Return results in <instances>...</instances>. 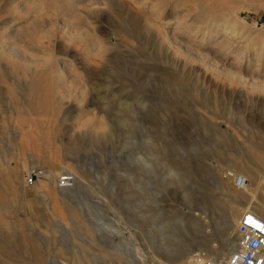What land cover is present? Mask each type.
<instances>
[{"label": "rangeland", "instance_id": "obj_1", "mask_svg": "<svg viewBox=\"0 0 264 264\" xmlns=\"http://www.w3.org/2000/svg\"><path fill=\"white\" fill-rule=\"evenodd\" d=\"M259 54V84L211 66L247 76ZM259 155L264 0H0V264L225 258L232 174L264 207Z\"/></svg>", "mask_w": 264, "mask_h": 264}, {"label": "built area", "instance_id": "obj_2", "mask_svg": "<svg viewBox=\"0 0 264 264\" xmlns=\"http://www.w3.org/2000/svg\"><path fill=\"white\" fill-rule=\"evenodd\" d=\"M40 170H28L24 179L31 182L40 174ZM54 185L58 189L70 188L74 182L71 172L63 170L54 176ZM244 176L240 173L233 175L236 187L244 185ZM237 234L236 246L222 261L203 259L198 264H264V220L251 210H243L235 225Z\"/></svg>", "mask_w": 264, "mask_h": 264}, {"label": "bare ground", "instance_id": "obj_3", "mask_svg": "<svg viewBox=\"0 0 264 264\" xmlns=\"http://www.w3.org/2000/svg\"><path fill=\"white\" fill-rule=\"evenodd\" d=\"M180 20V21H179ZM178 21H175V24H177V27L179 26L180 27V30L179 31H187V32H189V30H191L192 29V27H193V24H188L187 23V21L185 20V19H183L182 17H180V19H179ZM177 31H172V32H169L168 34L169 35H167V37H168V40L173 44V45H176V46H178L179 48H182L185 52H187L190 56L191 55H194V54H196V50H194L192 47H190L189 45L190 44H184V43H182L181 42V40H179V39H176V33ZM188 34V33H187ZM209 34H210V37L209 38H212L213 36H211L212 34H213V31H209ZM208 34V35H209ZM219 42V43H218ZM217 42V44L219 45V46H221V45H223V43H222V41L220 40V41H218ZM240 56V55H239ZM238 56V57H239ZM260 54L258 55V57H256L255 58V62H256V68L253 70V73L252 74H248L247 76L246 75H244V74H242L241 73V71H242V68L240 67V65H238L237 64V67L235 68V70H230V71H228V70H226V69H224L222 66L221 67H218L215 63H211V66H214V68L216 69V70H218V71H220L221 73H224V72H229V74L231 75V77L233 78V79H235V80H238V81H248V82H251V83H253V84H255V83H258L259 84V77H258V75H257V71H256V69H257V67L259 66V60H261L260 59ZM237 57V58H238ZM236 58V59H237ZM240 58V57H239ZM240 62V61H239ZM256 71V72H255ZM243 72V71H242ZM246 79V80H245ZM247 162H250V163H253V165H255V166H257V167H262V169L264 170V157L263 156H261V155H259V156H256L255 158H253V159H250V158H246V160L244 161V163H247ZM255 163V164H254ZM254 172V171H253ZM73 174V173H72ZM232 175H234V174H232ZM243 176H244V179H245V182H244V185L242 186V187H237V188H240V189H242V191H241V193H237V195H235V194H230V197H231V199H232V202H231V204H232V206L233 207H236L237 209H238V212L239 213H241L243 210H245V209H248V210H251L252 212H254L256 215H258L259 217H261L263 220H264V207L262 208L263 210H261V213H259L258 211H256V209L254 208V207H244V208H240V204H244V205H247V194H250V193H252L251 191L252 190H250V179H249V176L248 175H246V174H242ZM257 175H258V177H263V173L261 172V171H257ZM74 176V175H73ZM74 182H75V176H74ZM73 186H74V184L70 187V188H65V189H71V188H73ZM58 189V188H57ZM58 190H61V189H58ZM45 193H48V191H45V192H43L42 194H45ZM80 194V193H79ZM241 194V195H240ZM62 197H67V196H64V195H61ZM76 198H78V195L76 194H74V195H72V196H68V199H76ZM241 201V202H240ZM230 218H231V224L232 223H235V221H237V219L235 218V217H233L232 215L230 216ZM230 220V219H229ZM235 246H236V243H234V244H232V247L230 248V252L229 253H231L232 251H233V249L235 248ZM228 253V254H229ZM221 258V260H219V261H222L224 258L222 257V254H219V253H215L214 254V256H213V258L212 259H215V260H218V259H220ZM190 264V263H189Z\"/></svg>", "mask_w": 264, "mask_h": 264}, {"label": "water", "instance_id": "obj_4", "mask_svg": "<svg viewBox=\"0 0 264 264\" xmlns=\"http://www.w3.org/2000/svg\"><path fill=\"white\" fill-rule=\"evenodd\" d=\"M189 208V206H187Z\"/></svg>", "mask_w": 264, "mask_h": 264}]
</instances>
